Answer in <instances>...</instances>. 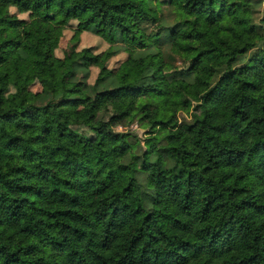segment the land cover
Wrapping results in <instances>:
<instances>
[{
	"label": "trees",
	"instance_id": "trees-1",
	"mask_svg": "<svg viewBox=\"0 0 264 264\" xmlns=\"http://www.w3.org/2000/svg\"><path fill=\"white\" fill-rule=\"evenodd\" d=\"M55 4L0 0V264H264V7L66 0L60 62Z\"/></svg>",
	"mask_w": 264,
	"mask_h": 264
},
{
	"label": "rangeland",
	"instance_id": "rangeland-1",
	"mask_svg": "<svg viewBox=\"0 0 264 264\" xmlns=\"http://www.w3.org/2000/svg\"><path fill=\"white\" fill-rule=\"evenodd\" d=\"M66 0H61L62 4H55L50 7V9L47 12V19L56 25H61L62 26V35L59 38L57 47L54 50V54L56 58L60 62H64L69 58V54L73 48L76 50H80L84 47H91L92 51L95 53L101 52L103 50H106L109 47V44L106 43L101 37L98 35L93 34L92 32L89 31H83L79 35V39H72V35L74 32V27H75V21L70 20L67 23L63 24V3ZM259 1V7H258V12L257 16L261 17L263 14V7H264V0H258ZM163 9H166L165 5H162ZM12 9H15V11H12ZM14 14L17 13V16L20 18H27V13H18L15 7H9L7 11L0 13V15L4 14ZM167 20L168 22H171V17L167 15ZM2 26L0 25V29ZM127 54L123 51H119L116 55L112 56L108 62V67L109 68H116L121 61H123L126 58ZM98 72V68L92 67L90 69V76L88 78V82L90 84L93 83L96 75ZM3 73V70L0 69V75ZM59 80L54 79L50 82H43L40 81L39 79H34L32 85H31V90L32 91H42L45 89H50V88H57L59 87ZM9 101H12L14 104L17 103L16 101H13L11 98H8ZM178 115H183V116H188V120H190V112H182L178 111L176 112ZM116 130L118 131H129V132H134L138 135L140 139H143L146 134L147 130L146 128H142L138 126V124L134 121L131 123H127L125 126H117ZM155 132L158 134V130L156 129ZM148 135V134H147Z\"/></svg>",
	"mask_w": 264,
	"mask_h": 264
},
{
	"label": "clouds",
	"instance_id": "clouds-1",
	"mask_svg": "<svg viewBox=\"0 0 264 264\" xmlns=\"http://www.w3.org/2000/svg\"><path fill=\"white\" fill-rule=\"evenodd\" d=\"M12 11H15V9H12Z\"/></svg>",
	"mask_w": 264,
	"mask_h": 264
}]
</instances>
